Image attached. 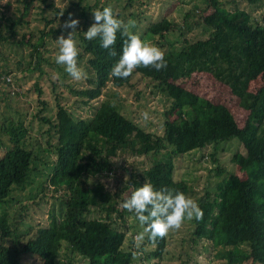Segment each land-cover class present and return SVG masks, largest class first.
I'll use <instances>...</instances> for the list:
<instances>
[{"label": "trees", "instance_id": "obj_1", "mask_svg": "<svg viewBox=\"0 0 264 264\" xmlns=\"http://www.w3.org/2000/svg\"><path fill=\"white\" fill-rule=\"evenodd\" d=\"M34 1L21 0L23 9L16 20H11L9 30L0 20V44L32 48L30 55L36 60L27 66L26 74L43 72L42 49L46 38L62 32L61 28L52 26L59 12L56 9L55 18L44 17L45 25L39 35L25 33L21 39L17 38L19 26L29 24L27 17ZM228 1L236 4L229 7L224 0H204L205 7L195 4L194 8L199 10L197 23L211 30L209 36L185 39L178 49L172 47L175 43L171 42L169 48L162 49L167 62L165 69L156 71L141 66L127 79L110 75L126 39L120 31L114 45L116 56H110V50L101 48L98 38L89 41L83 33L78 34L83 49L78 57L88 56V66L93 72L91 85L76 90L89 107V116L75 115L60 103V95L56 98L55 116L43 115L48 101L39 99L43 108L37 116L48 125L47 148L30 134L26 119L8 118L0 123V128L10 135V145L0 155V202L10 199L15 186L22 188L31 181L32 172L39 170L41 148L55 155L45 187L60 194L65 202V213L59 222L26 231L21 237H16L17 225L9 214L0 213V264H23V257L28 253L38 258L40 264H58L63 251H67L66 256L69 253L81 255L88 259L87 264H133L144 249L135 248L134 235L128 237L127 215L135 216V213L120 204L144 183H150L156 190L181 191L186 196L190 185L173 177L172 164L166 172L154 167L134 169L125 185L130 193L123 198L118 191H109L101 179L115 172L113 159L119 155L158 153L168 145L174 148L175 155L210 146L217 150L218 145L233 138L244 148V152H235L233 156L243 175L226 174L218 182L214 196L207 192L198 199L204 215L200 221L194 219V235L197 239L210 240L215 256L226 260V264H264V24L254 22L252 12L241 8L236 0ZM246 2L251 6L264 5V0ZM128 3L131 6L132 0ZM81 4L82 0L78 2ZM194 10L187 14V19ZM116 14L119 19L121 13ZM172 26V21L164 17L150 24L148 34L164 38ZM33 37H36L35 43ZM195 73H207L230 88L240 107L247 112L242 124L225 103L215 102L178 82ZM136 74L153 82L172 99L171 107L164 113L162 135L143 134L144 131L111 101L96 103L108 84L134 88ZM259 79L261 83L253 88V82ZM56 85H53L54 91ZM33 87L39 96L44 94L39 76ZM10 90L13 94V88ZM135 131H138L137 136L147 138L141 149L136 148L135 137L129 139ZM150 141L155 145L150 146ZM209 157L216 161L215 153H209ZM217 171L220 176L225 169L217 167ZM140 230L143 231V226ZM145 240L153 244L147 236ZM165 245L166 239L158 238L155 249L145 252V256L162 258Z\"/></svg>", "mask_w": 264, "mask_h": 264}, {"label": "rangeland", "instance_id": "obj_2", "mask_svg": "<svg viewBox=\"0 0 264 264\" xmlns=\"http://www.w3.org/2000/svg\"><path fill=\"white\" fill-rule=\"evenodd\" d=\"M128 1L82 0V4L78 5L80 0H35L30 15L27 17L29 24L19 26L17 38L21 39L25 33L39 35L40 30L45 25L44 17L55 18L56 9H59V12L52 26L61 28L62 32L51 34L46 38V46L42 49V56L44 57V61L41 63L42 73L27 72L26 74L27 66L33 64L36 60L30 55L32 50L30 46L0 44V123L8 118L26 119L29 131L31 130L30 134L47 148L45 131L48 125L43 123L40 117L37 116L39 110L43 108L38 101L39 99L48 101V107L42 113L43 115L55 116L57 111L56 98L57 95H60V103L72 110L75 115L84 118L89 116V107L84 105L82 98L76 92V90L85 89L91 85L90 79L93 78V72L88 66V56L78 57V66L88 73L87 80H73L65 72L64 66L55 62V56L58 52L56 39L61 34L67 36L68 31H71L63 28V23L68 18L69 13L73 14V18L80 20V25L75 34L76 37H74L80 50L79 54L82 53L83 49L81 37L77 35L85 32L84 30L94 22L92 12L106 6H111L115 13H121L119 19L128 26L129 32L139 35L143 41L151 43L161 50L169 48L171 42L175 43L174 46L172 44V47L178 49L185 39L196 40L206 38L210 34L211 30L209 28H206L203 23H197L198 16L196 14L199 10L194 8L195 4L205 7L204 0H132L131 6H129ZM224 1L229 7L236 4V2ZM236 1L241 8H246L252 12L254 22L264 24V5L261 7L251 6L246 0ZM22 9L21 0H0V20L6 26V30H9L11 20H16L19 17ZM193 10L195 11L194 16L192 15L187 19V14ZM62 12H64L63 16H61ZM164 17H167L173 23L171 30L165 34V37L148 34L150 24ZM130 21L134 22V25L130 24ZM179 25L181 28H179ZM32 41L35 43L36 37H33ZM38 76L39 83L44 90L42 96H39V93L33 87ZM7 77H11V83H8ZM133 81L135 83L134 88H118L108 84L103 91V95L96 103L103 100L111 101L144 131L143 134L162 135L164 132V113L171 107L172 99L166 92L160 90L159 87L157 88L153 82L141 77L139 74L133 77ZM178 82L215 102L225 103L241 124L245 121L247 112L240 107L238 99L231 93L230 88L219 83L209 74L195 73L191 76H185ZM54 83L57 84L55 91L53 89ZM260 83V79L254 81L252 87L257 88ZM12 88L13 94L10 93ZM144 112L149 113L150 119L147 121L143 119ZM137 133L138 131H135L129 139L132 140L135 137L136 148L141 149L143 141L147 138L144 135L142 137L137 136ZM9 136V132L0 128V155L10 145ZM225 142L218 145L217 150L210 146L183 155L173 154L172 150L174 148L169 145L160 152L153 151L149 155H119L113 159L115 161V172H110V177H102L101 179L109 191H118L125 198L130 193V189L125 188V185L132 170L154 167L157 170L166 172L172 164L173 177L189 183L190 192L188 196L197 202L207 192L214 196L218 182L226 174L237 173L243 175L233 161L235 152H244L242 144L237 138ZM148 144L150 146L155 145L153 141L148 142ZM40 152L42 160L37 164L39 170L32 172L31 181L22 188L15 186L10 199L0 202V213L6 211L10 220L17 225L16 237H21L26 231H31L39 226H48L57 221L59 222L65 213L64 198L45 187V181L52 170L55 155L43 151L42 148ZM211 152L216 154V161L209 157ZM217 167L225 169L223 175H218ZM122 204L123 202L120 204L121 207ZM127 217V223L130 226L128 237L132 235L136 237L142 226L135 216L128 214ZM194 230L195 223L193 219L192 221L185 220L181 229L170 231L164 237L166 245L162 258H147L145 256V252L155 249V245L145 240L146 237L142 243L137 244L136 242L135 248L141 249L143 247L144 250H140V258L135 260L133 264H226V260H221L215 256L216 250L211 241L197 239ZM66 253L67 251L62 252L58 264L88 263V259L81 255L69 253L66 256ZM31 255L30 253L25 254L23 264H40L38 258Z\"/></svg>", "mask_w": 264, "mask_h": 264}, {"label": "clouds", "instance_id": "obj_3", "mask_svg": "<svg viewBox=\"0 0 264 264\" xmlns=\"http://www.w3.org/2000/svg\"><path fill=\"white\" fill-rule=\"evenodd\" d=\"M93 13L94 22L84 33V38L91 41L99 39L100 47L110 50V56H116L114 45L117 32L126 37L122 54L112 66V77L127 79L138 67L154 68L160 71L167 67L165 52L159 47L145 42L137 34L129 32L124 21L117 18L111 6L96 9ZM64 12L61 13L63 16ZM134 25V22L130 21ZM80 25L78 18H73L69 13L63 23V28L68 31L67 36L61 34L56 39L58 52L55 62L64 66L65 72L75 81L87 80L88 73L78 66L79 48L74 38ZM145 121L150 119L149 113H143ZM123 209L135 213L136 219L143 231L135 237L137 244L144 241L145 237L155 245L157 239L166 237L170 231L181 229L185 220L200 221L203 219V210L198 203L183 192L169 188L156 190L150 183L133 191L122 204Z\"/></svg>", "mask_w": 264, "mask_h": 264}, {"label": "built area", "instance_id": "obj_4", "mask_svg": "<svg viewBox=\"0 0 264 264\" xmlns=\"http://www.w3.org/2000/svg\"><path fill=\"white\" fill-rule=\"evenodd\" d=\"M7 80H8V83L12 82L11 77H7Z\"/></svg>", "mask_w": 264, "mask_h": 264}]
</instances>
